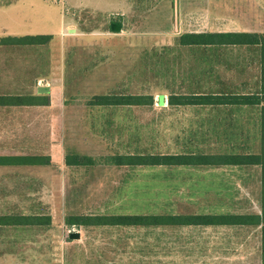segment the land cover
Masks as SVG:
<instances>
[{
  "label": "rangeland",
  "instance_id": "obj_1",
  "mask_svg": "<svg viewBox=\"0 0 264 264\" xmlns=\"http://www.w3.org/2000/svg\"><path fill=\"white\" fill-rule=\"evenodd\" d=\"M221 32L264 34V0H0V39L52 36L47 46L0 47V96L47 104L0 108V156L51 158L45 167H0V216L49 215L52 222L0 227V264H199L197 230L80 227L78 220L262 211L257 169L66 163L68 156L259 151L256 112L235 110L226 122L211 110L168 106L171 93L188 91L196 79L202 90L255 88L261 51L208 57L176 45L185 33ZM41 87L50 92L39 94ZM111 94L152 95L155 104L90 105ZM73 233L80 239L70 240Z\"/></svg>",
  "mask_w": 264,
  "mask_h": 264
},
{
  "label": "trees",
  "instance_id": "obj_2",
  "mask_svg": "<svg viewBox=\"0 0 264 264\" xmlns=\"http://www.w3.org/2000/svg\"><path fill=\"white\" fill-rule=\"evenodd\" d=\"M52 40L50 35L4 37L0 39V47H39L47 46ZM176 45L190 50H203L208 57L215 56L222 49L245 48L261 51L263 58L259 81L250 92L238 91L221 83L219 89H198L197 79L184 93H171L168 106L171 109L193 108L206 109L223 116L226 122L233 117L235 110H247L258 115L254 140L259 147L256 153L250 148H243L237 153H223L205 155L199 151L183 154H127L112 156L104 159L89 157L68 156L66 159L69 167H92L103 162L106 165L127 166L133 169H166V168H199V167H240L257 169L262 180V211L263 215H225L204 216L192 215H113L96 218H81L78 220L80 227H116V228H160V227H199V226H261L264 241V34L249 32H221V33H185L177 40ZM155 104L152 95L111 94L94 97L90 105L93 107L118 108V107H145ZM164 105V96L158 102ZM47 106L34 96H0V108ZM214 124L216 131L214 139H218L221 121ZM236 127V125H235ZM218 128V130H217ZM241 143V142H240ZM242 144V143H241ZM247 149V150H246ZM51 158L48 156H0V167H26L50 166ZM51 216H0V227H50ZM74 224V223H70Z\"/></svg>",
  "mask_w": 264,
  "mask_h": 264
},
{
  "label": "crops",
  "instance_id": "obj_3",
  "mask_svg": "<svg viewBox=\"0 0 264 264\" xmlns=\"http://www.w3.org/2000/svg\"><path fill=\"white\" fill-rule=\"evenodd\" d=\"M226 167H230L232 169L235 168L237 170L243 169L240 167H233V166H226ZM214 168H221V167H214ZM242 180H244V182ZM238 181L243 182L244 183L242 184L243 186H246L248 183L252 185V182H249L250 180L240 179ZM238 181H235V183ZM259 181L260 182H258V184L262 186V180ZM199 215H204V216L258 215L261 217L263 215V211H260L255 214L227 212V213H203ZM170 228H181V229L189 228L191 230H197L198 232H200L201 237L203 238V244L201 248V251L203 253L201 254V261L199 262V264H264V241H263V231H262L263 229L261 226L226 225V226H199V227H160V228H149V229L156 230V229H170ZM119 229L132 230L138 228H119ZM143 230H148V229H143ZM207 257H210L211 259Z\"/></svg>",
  "mask_w": 264,
  "mask_h": 264
},
{
  "label": "water",
  "instance_id": "obj_4",
  "mask_svg": "<svg viewBox=\"0 0 264 264\" xmlns=\"http://www.w3.org/2000/svg\"><path fill=\"white\" fill-rule=\"evenodd\" d=\"M122 30V25L121 24H112L111 25V31L115 33H119ZM50 92L49 88H44L41 87L39 88V94H48ZM80 239V234L79 233H73L70 235V240H79Z\"/></svg>",
  "mask_w": 264,
  "mask_h": 264
}]
</instances>
